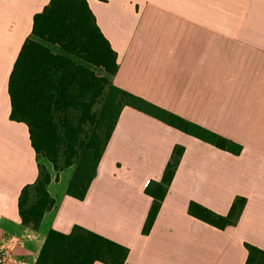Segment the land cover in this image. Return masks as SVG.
<instances>
[{
    "label": "crops",
    "instance_id": "crops-1",
    "mask_svg": "<svg viewBox=\"0 0 264 264\" xmlns=\"http://www.w3.org/2000/svg\"><path fill=\"white\" fill-rule=\"evenodd\" d=\"M50 0H0V243L6 264H35L49 229L82 226L129 250L127 264H244L245 243L264 250V0H87L117 53L115 86L238 143L234 155L124 106L84 199L66 194L74 166L37 158L27 125L10 118L8 79L33 16ZM85 64L84 62H80ZM98 74L101 70L94 68ZM184 150L148 234L151 197L174 146ZM55 202L36 230L18 196L38 164ZM237 223L215 228L188 213L197 202ZM93 264H105L95 261Z\"/></svg>",
    "mask_w": 264,
    "mask_h": 264
},
{
    "label": "trees",
    "instance_id": "trees-1",
    "mask_svg": "<svg viewBox=\"0 0 264 264\" xmlns=\"http://www.w3.org/2000/svg\"><path fill=\"white\" fill-rule=\"evenodd\" d=\"M117 68V53L98 27L87 0H50L34 14L31 32L8 79L10 118L27 125L37 158L51 163L55 179L60 171L74 166L67 195L84 199L124 106L234 155L240 152L238 143L115 86L111 77ZM183 150L174 146L160 180H150L144 189L152 200L143 234L153 225ZM50 180V171L39 163L34 182L22 187L18 211L25 227L36 230L53 206L55 200L47 190ZM244 205L245 198L237 196L221 215L192 201L188 213L225 229L237 223ZM245 248L244 264H264V250L249 243ZM128 252L126 246L74 225L68 233L49 229L35 264H127Z\"/></svg>",
    "mask_w": 264,
    "mask_h": 264
},
{
    "label": "built area",
    "instance_id": "built-area-1",
    "mask_svg": "<svg viewBox=\"0 0 264 264\" xmlns=\"http://www.w3.org/2000/svg\"><path fill=\"white\" fill-rule=\"evenodd\" d=\"M10 258V251L7 243H0V264H6Z\"/></svg>",
    "mask_w": 264,
    "mask_h": 264
},
{
    "label": "rangeland",
    "instance_id": "rangeland-1",
    "mask_svg": "<svg viewBox=\"0 0 264 264\" xmlns=\"http://www.w3.org/2000/svg\"><path fill=\"white\" fill-rule=\"evenodd\" d=\"M52 47V46H51ZM54 50H56V51H60L57 47H52ZM99 70H101V69H99ZM101 72H102V74H103V71L101 70Z\"/></svg>",
    "mask_w": 264,
    "mask_h": 264
}]
</instances>
